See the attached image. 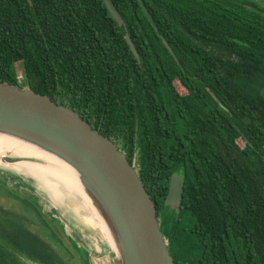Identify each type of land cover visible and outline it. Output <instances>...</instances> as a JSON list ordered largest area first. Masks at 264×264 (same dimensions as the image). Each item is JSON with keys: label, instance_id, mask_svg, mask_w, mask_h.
Listing matches in <instances>:
<instances>
[{"label": "trees", "instance_id": "16d2710c", "mask_svg": "<svg viewBox=\"0 0 264 264\" xmlns=\"http://www.w3.org/2000/svg\"><path fill=\"white\" fill-rule=\"evenodd\" d=\"M110 1L121 27L101 0H0V82L19 86L18 65L24 87L121 151L174 264H264V6L140 0L151 25L137 0ZM173 173L184 182L177 213L163 208ZM0 190L19 203L0 205V264H70L39 199Z\"/></svg>", "mask_w": 264, "mask_h": 264}, {"label": "water", "instance_id": "95a60500", "mask_svg": "<svg viewBox=\"0 0 264 264\" xmlns=\"http://www.w3.org/2000/svg\"><path fill=\"white\" fill-rule=\"evenodd\" d=\"M101 1L121 27L122 20L111 1ZM137 1L153 25L141 1ZM124 41L138 61L126 33ZM162 44L178 63L164 40ZM0 136L32 148L70 173L86 197L83 205L105 237L113 264H174L156 210L133 165L74 111L27 87L0 82ZM0 157L8 163L22 160L8 154ZM183 184L181 175H170L164 211H179Z\"/></svg>", "mask_w": 264, "mask_h": 264}, {"label": "rangeland", "instance_id": "374dc122", "mask_svg": "<svg viewBox=\"0 0 264 264\" xmlns=\"http://www.w3.org/2000/svg\"><path fill=\"white\" fill-rule=\"evenodd\" d=\"M256 1L264 6V0ZM15 71L16 77L18 78V85L20 87H24L20 79L21 71L18 65H15ZM175 86L180 93H183V91L178 88L177 85ZM0 180H3L8 188L19 196L29 195L39 199L38 204L42 211L45 214L50 213V216L56 219L57 224H60L63 227L62 229L64 230L65 237H62V235L57 233L58 238L62 241L63 246L67 248L68 253L71 255V259L74 263L78 260L79 254L75 252L69 240L74 242L80 250H83L87 253L89 258L88 264H113L112 253L109 250L105 237L101 233L96 221L93 219V223H89L86 220L87 216L92 217L86 206L83 204L81 206L76 205L75 203L66 200L63 208L72 216V220L70 222L66 219V217L63 216V208L55 207L49 201L42 198L44 196L42 192L43 190L40 188V190L37 188L39 190L38 192L34 190L36 187L35 183L31 182V187H33V190H31L30 188L24 186V183L16 179L14 176L9 175L6 169H0ZM0 203L4 208L11 210L18 209L19 204L17 201H10V197H6L4 194H2L1 190ZM53 225L56 226L55 223H53ZM53 225L52 227L54 228ZM33 230L36 229L33 228Z\"/></svg>", "mask_w": 264, "mask_h": 264}, {"label": "bare ground", "instance_id": "6f19581e", "mask_svg": "<svg viewBox=\"0 0 264 264\" xmlns=\"http://www.w3.org/2000/svg\"><path fill=\"white\" fill-rule=\"evenodd\" d=\"M3 154L22 158V160L8 163L3 160L1 161L0 157V169H6L9 175L14 176L31 190H33L31 182L35 183L36 187L34 190L37 192L40 189L43 190L44 196L42 198L49 201L53 206L63 208L66 200L76 205H79V203L86 205V197L64 167L50 161L46 156L30 147L0 136V156ZM28 160H33L34 162ZM37 188L40 189L38 190ZM63 210V216L71 222L72 216L64 208ZM47 214L49 215L50 213ZM86 220L89 223H93L94 221L91 216H87Z\"/></svg>", "mask_w": 264, "mask_h": 264}, {"label": "flooded vegetation", "instance_id": "af4514ba", "mask_svg": "<svg viewBox=\"0 0 264 264\" xmlns=\"http://www.w3.org/2000/svg\"><path fill=\"white\" fill-rule=\"evenodd\" d=\"M22 74V73H21ZM17 78V77H16ZM20 79H21V81H22V75L20 76ZM17 82H18V78H17ZM22 83H23V81H22ZM24 85V84H23ZM46 97H48V96H46ZM49 98V97H48ZM50 100H52L51 98H49ZM53 101V100H52ZM53 102H55V101H53ZM56 103V102H55ZM56 104H58V103H56ZM58 105H61V104H58ZM63 106V105H62ZM65 107V106H64ZM67 108V107H66ZM68 109H70V108H68ZM70 110H72V111H74L73 109H70ZM81 118V117H80ZM90 125V124H89ZM91 126V125H90ZM92 127V126H91ZM0 181H2L3 182V180H0ZM0 205L2 206V204L0 203ZM4 209H7V208H4ZM49 224L52 226V224H53V222H49ZM35 226V225H34ZM32 224H29V226H28V228L33 232V233H43V231L42 230H40L38 227H37V230L39 231H35L34 232V230H33V227H34ZM60 240V239H59ZM65 247V246H64ZM63 248V247H62ZM66 248V247H65ZM63 250L65 251V249L63 248ZM62 255V257H64V259H66L67 261H68V263H70V264H84L83 263V261L80 259V257L78 258V260L74 263L73 262V260L71 259V255L69 254V253H66V251H65V253H63V254H61ZM89 259V258H88Z\"/></svg>", "mask_w": 264, "mask_h": 264}]
</instances>
